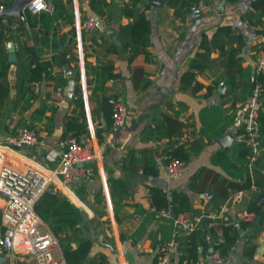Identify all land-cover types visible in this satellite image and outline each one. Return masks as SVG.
Listing matches in <instances>:
<instances>
[{
	"label": "crops",
	"instance_id": "1",
	"mask_svg": "<svg viewBox=\"0 0 264 264\" xmlns=\"http://www.w3.org/2000/svg\"><path fill=\"white\" fill-rule=\"evenodd\" d=\"M47 1L53 7V12L56 10L61 14L60 19L47 33L41 32L42 25L38 20L44 13L49 16L53 12L30 11L36 22L33 27H30L28 22V9H25L26 19L9 17L13 18L17 26L22 24L26 32L21 35L20 51L13 41L8 43V46L14 43L17 61L11 62L9 73L3 78L9 85V96L0 120V141L18 134L26 125H33L39 130L44 143L28 149L27 153L43 160L48 152L55 150L65 130V118L73 110L71 102L74 97L68 99L67 86L73 79L75 87V75L78 74L90 129L88 137L94 146L96 159L92 164L95 175L89 180L73 184L72 187L81 201L74 202L88 211L97 234L102 237L101 242L92 239V255H105L109 264H154L162 248L173 242L175 259L188 257L185 233L175 229L170 217L157 215L149 189L160 188L169 195L173 191L186 193L191 207L198 215L218 210L225 205L215 183L221 176L230 177L221 167L211 163V156L223 148L232 151L236 145L235 137L240 126L238 119L246 103L243 101L247 100L248 95L240 87L226 94V86L232 78L240 82L243 77L241 72H232V78L227 75L228 66L221 60L217 49H212L210 54V58L216 63L205 67L193 81L182 82V75L190 69V59L201 51L199 46L202 34H207L211 40L220 26H230L243 35L245 45L238 57L243 58L242 68H250L251 72H254V63L262 47L264 28L256 16L250 19L246 14L249 11L260 14L253 7L256 0H239L235 3L230 0H207L204 2L208 7L205 11L198 7L202 17L195 19L191 12L185 20L176 17L174 9L166 0H162V3L153 0L146 14L151 22L152 52L156 61L145 62L140 56L131 64L120 36L121 28L132 22V18L122 13L129 0H101L102 5L98 7L105 13L102 17L92 8L91 0ZM144 4L141 3L139 7L144 9ZM89 17L98 23V28L93 32L82 29V23ZM94 37L105 39L119 52L106 53L93 44ZM3 40L0 35V44ZM26 48L32 50L41 63L54 62L53 75L62 76L67 84L65 87L61 86L63 90L60 91L55 79H43L36 84L38 97L33 106L24 115H19L14 112L13 106L18 97L19 60H29L31 56L26 53ZM65 60L73 70V74H66L67 77L63 73V70L66 73ZM107 63L113 64L115 72L120 75L115 81L108 82L110 93L128 105V125H138L133 131H122L116 145L112 143V131L103 132V139L98 137V130L104 127L105 121L99 114L98 104L91 101L89 91L91 67ZM137 68H141L143 76L134 79L132 73ZM145 79L152 81V84L143 91L140 87L144 85ZM217 80H220V84L216 86ZM164 89H173V92L164 94ZM43 108L46 109V116L41 121L35 120L36 112ZM212 109H217L216 116L212 115ZM206 110L208 111L203 113ZM161 113L177 115L186 123L181 141L202 139L204 143L202 152L192 157L187 172L179 179L167 177L159 166L157 175L146 174L142 170L145 162L138 163V167H124L121 163L130 149L136 150L137 157L147 162L151 151L166 148V140L149 139L143 134L151 119ZM207 126H215L214 131L211 128L210 132H204ZM226 136L228 145L221 141V138ZM144 154H147L145 158ZM16 162L24 165L30 161L19 158ZM202 168L210 169V172L202 187L204 192L201 193L191 190L190 178ZM261 172L264 174V169ZM110 177L129 184L128 192L120 201L121 222L116 219ZM78 191L83 193L85 201L79 197ZM206 193L215 195L214 199H208ZM261 196L255 189L244 192L241 199H236L235 196L229 205L232 217L242 221L243 212H256ZM263 208L264 206L262 210ZM238 228L239 240L220 264H264V250H260L264 247V221L258 218L247 223L245 227ZM252 245H256L257 249L253 256H249L246 252ZM201 250L197 258L200 264H216L210 259L212 248H209L207 253Z\"/></svg>",
	"mask_w": 264,
	"mask_h": 264
},
{
	"label": "trees",
	"instance_id": "2",
	"mask_svg": "<svg viewBox=\"0 0 264 264\" xmlns=\"http://www.w3.org/2000/svg\"><path fill=\"white\" fill-rule=\"evenodd\" d=\"M153 0H129L123 7L122 13L125 16L132 18V22L121 28L120 36L123 40L124 48L127 52L129 63H133L136 58L142 56L145 62H155V56L152 52V38H151V22L146 11L149 9ZM170 7L175 11L176 17L185 20L194 8L199 7L201 3L207 0H166ZM237 2L239 0H230ZM16 0H0V8H7L12 6ZM145 3V8L141 9L139 5ZM92 8L100 17L105 15L104 11L98 6L102 5L101 0H91ZM205 4V3H204ZM253 7L260 12L258 15L254 11H249L246 16L252 19L254 16L261 22L264 28V0H256ZM61 14L54 11L48 16L44 13L41 19L38 20L42 25V33L51 31L55 22L60 19ZM27 18L30 27L35 26V17L27 11ZM5 20L7 22H5ZM13 18L0 17V35L4 38L0 44V120L3 115V107L9 96V85L3 80L10 70L11 62L9 61L8 43L13 41L19 51L22 48L21 35L26 32L25 27L21 24L16 29H12L14 25ZM93 44L98 48H102L108 54H117L118 49L105 39L94 37ZM236 44V45H235ZM245 45L242 34L237 33L230 26H220L211 40L207 34H202V41L200 43V50L195 57L190 59V69L182 75V82L193 81L199 72L210 64H215L216 61L210 58L212 49H217L220 53L222 61H225L227 68V75L233 77L232 72H241L242 79L236 82L234 78L228 82L226 86V94L232 93L239 87L248 95L251 94L255 85L261 84L264 88V69L255 70L251 72L250 68H242L241 64L243 58L238 57ZM30 54V59L18 63L17 72V89L18 97L15 100L13 110L19 115H24L34 104L38 97L37 83L43 79H55L57 87H65L67 82L62 76H54V62L47 61L41 63L35 56L32 50L27 49ZM201 67L199 70L198 68ZM197 69V71L195 70ZM89 76V91L90 99L99 106V114L103 116L105 125L101 130H98V137L103 139V132H111L114 124V105L111 100L122 101L117 96L110 93V87L107 85L110 81H115L119 78V73L115 72L114 65L107 63L99 66H92ZM133 78L143 76L141 68L133 70ZM146 78V77H145ZM76 85L74 87V98L72 99L73 110L65 118V130L61 138L76 137L78 140L88 137L90 129L87 122L85 112V102L83 99V92L79 85V76L75 75ZM152 84V81L145 79L144 85L140 90H145ZM220 84V80L216 81V86ZM186 88V87H185ZM183 88V89H185ZM264 97V91H263ZM247 98V100H248ZM247 100L243 101L246 102ZM215 110V111H214ZM208 110L204 111L206 113ZM213 116L218 113L217 109H212ZM46 109H40L35 114V120L41 121L46 115ZM49 118V117H48ZM51 119V118H49ZM216 122V120L214 119ZM260 132L264 136V112L259 115ZM186 123L177 115L161 113L158 117H153L148 125L143 130L144 136L149 139L166 140L167 146L163 150H154L150 152V159L146 162L145 159H139L136 155L137 151L134 149L128 150L127 154L122 158L121 163L124 167H131L140 162L143 164V172L146 174L157 175L159 167L155 163L153 156L155 154L170 155L184 160L186 163L192 159L194 155L202 152L204 143L202 139H194L193 141H181V135ZM25 127L36 128L33 125H26ZM214 131L215 126L206 127L204 132ZM220 132V131H218ZM218 132L216 134H218ZM243 133V127H238L237 134ZM177 138V139H174ZM262 151L253 160V152L246 143H236L233 150L223 148L211 156V163L215 166L221 167L230 178H217L216 186L219 187L221 200L224 204L231 205L235 196L239 192H246L255 189L258 195L264 196V174L261 172L264 169V142L261 141ZM148 154V153H147ZM144 154V158L147 156ZM149 155V154H148ZM210 169L202 168L197 171L190 178V188L196 192H204L203 186L206 182ZM110 188L112 198L116 206V219L118 222L122 221L120 213V201L128 192L129 184L121 179L110 177ZM154 206L158 216H161L162 209L171 208V219L174 227L175 218L181 214L198 215L191 207L190 199L184 192L173 191L170 195L160 188L150 187ZM79 197L85 201L83 193L78 191ZM36 211L42 220L50 228L51 232L58 239L63 250L64 257L67 264H109V260L105 255L100 253L92 255L93 240L90 236L85 235L79 224L81 221L80 207L72 201L67 195L56 189L55 186L49 187L36 204ZM208 213V212H206ZM200 215V214H199ZM264 221V208L256 219ZM255 221V220H254ZM238 224V225H237ZM247 223L238 221L232 218V223L225 225L222 221L217 220L215 226L209 227V219L204 217L199 228L185 233L186 244L188 245V258L196 260L198 258L199 250L207 253L209 248L219 249L223 256H227L234 248L239 240V227H245ZM178 231V230H177ZM219 231L223 233V240L216 244L217 234ZM125 237H122L124 239ZM257 246L252 245L246 254L253 256L256 252Z\"/></svg>",
	"mask_w": 264,
	"mask_h": 264
},
{
	"label": "built area",
	"instance_id": "3",
	"mask_svg": "<svg viewBox=\"0 0 264 264\" xmlns=\"http://www.w3.org/2000/svg\"><path fill=\"white\" fill-rule=\"evenodd\" d=\"M43 7L37 8L31 2L26 9L33 13L53 12L47 0H40ZM199 8L205 11L208 7L201 3ZM4 8H0V12ZM5 22H7L5 20ZM17 25H12L16 29ZM98 23L92 17L86 18L82 29L93 32ZM255 70L264 69V35L262 47L254 63ZM64 76L67 77L65 70ZM59 90L63 89L59 87ZM264 88L257 84L241 109L240 125L243 133L237 134L236 143H246L257 160L262 151L260 136V112H264ZM114 105V124L112 132L128 125L130 109L123 101H110ZM44 143L43 137L36 128L24 127L16 135L0 141V254H5L9 261L5 264H67L58 239L51 232L36 211V204L45 191L52 185L67 195L72 201L81 202L72 185L91 179L95 175L93 162L96 152L89 137L78 140L76 137L60 138L56 149L48 152L43 160L27 153L28 149ZM27 159L28 164L20 165L17 159ZM162 172L171 179H179L188 170V163L177 157L163 154L153 156ZM244 192H239L236 199H241ZM161 216L171 217V208L162 209ZM256 212L245 211L241 220L251 223L256 219ZM204 217L209 219V227L217 220L225 225L232 223V212L228 204L201 215L181 214L175 218L178 231L192 232L199 228ZM223 240V233L217 234L216 244ZM130 246V243L128 244ZM57 251L54 257L53 251ZM210 259L220 264L225 257L219 249H212ZM154 264H200L188 257L175 259V243L163 247Z\"/></svg>",
	"mask_w": 264,
	"mask_h": 264
},
{
	"label": "water",
	"instance_id": "4",
	"mask_svg": "<svg viewBox=\"0 0 264 264\" xmlns=\"http://www.w3.org/2000/svg\"><path fill=\"white\" fill-rule=\"evenodd\" d=\"M34 2V0H16V2L7 8H4L1 12H0V17H14V16H18L21 17L23 19H26L25 16V9L27 8V6L31 3ZM154 2L156 3H162V0H154ZM192 16L195 19H198L200 17H202V12L200 11V9L198 7L194 8L192 11ZM8 50L10 52L9 55V61L14 63L17 61V57L15 54V45L14 43H11L8 46ZM64 63H66L65 68H66V74L67 75H71L73 74V70L71 69V67L69 66V64L67 63V60L64 61ZM164 94H171L173 92V89H164L163 90ZM68 99H72L74 97V80L71 79L69 81V84L67 86V92H66ZM241 121V117L238 119V122L240 123ZM138 127V125H125L123 126L121 129L115 131L113 133V139H112V143L114 145H116V140L118 139V137L120 136V133L122 131H133ZM261 136V140L264 141V136L262 135V133H259ZM221 141L224 145H228V141H227V136L226 137H222ZM206 197L208 199L213 200L215 195H212L210 193H206ZM264 206V196H261L260 198V205L257 208L256 214L260 215L261 211H262V207ZM80 213H81V221H80V228L82 230V232L85 235L90 236L92 239H97L99 242L102 241V237L101 235L97 234L96 229L94 228L92 221H91V217L88 213V211L84 208L81 207L80 208ZM261 251L264 250V247H262L260 249ZM9 261V259L5 256V254H0V264H5Z\"/></svg>",
	"mask_w": 264,
	"mask_h": 264
},
{
	"label": "clouds",
	"instance_id": "5",
	"mask_svg": "<svg viewBox=\"0 0 264 264\" xmlns=\"http://www.w3.org/2000/svg\"><path fill=\"white\" fill-rule=\"evenodd\" d=\"M37 8L43 7V5L40 3V0H34Z\"/></svg>",
	"mask_w": 264,
	"mask_h": 264
},
{
	"label": "rangeland",
	"instance_id": "6",
	"mask_svg": "<svg viewBox=\"0 0 264 264\" xmlns=\"http://www.w3.org/2000/svg\"><path fill=\"white\" fill-rule=\"evenodd\" d=\"M80 205V204H79ZM46 224V223H45ZM47 225V224H46ZM49 228V227H48ZM50 229V228H49ZM53 255H54V257H57V255H58V253H57V251H53Z\"/></svg>",
	"mask_w": 264,
	"mask_h": 264
}]
</instances>
